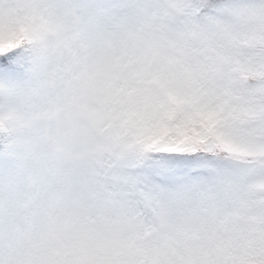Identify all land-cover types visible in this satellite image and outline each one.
<instances>
[{
	"label": "snow or ice",
	"instance_id": "6c2138e0",
	"mask_svg": "<svg viewBox=\"0 0 264 264\" xmlns=\"http://www.w3.org/2000/svg\"><path fill=\"white\" fill-rule=\"evenodd\" d=\"M0 264H264V0H0Z\"/></svg>",
	"mask_w": 264,
	"mask_h": 264
}]
</instances>
